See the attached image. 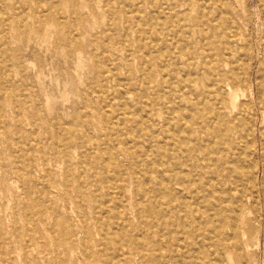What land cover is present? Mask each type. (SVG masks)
<instances>
[{
    "label": "rangeland",
    "instance_id": "1",
    "mask_svg": "<svg viewBox=\"0 0 264 264\" xmlns=\"http://www.w3.org/2000/svg\"><path fill=\"white\" fill-rule=\"evenodd\" d=\"M0 111V264H264V0H0Z\"/></svg>",
    "mask_w": 264,
    "mask_h": 264
},
{
    "label": "bare ground",
    "instance_id": "2",
    "mask_svg": "<svg viewBox=\"0 0 264 264\" xmlns=\"http://www.w3.org/2000/svg\"><path fill=\"white\" fill-rule=\"evenodd\" d=\"M170 1L172 2V0H170ZM201 2H202V1H201ZM134 3H135V2H134ZM160 3H161V2H160ZM205 4H207V3H205ZM221 6H222V5H221ZM137 7H138V5L136 6V8H137ZM154 7H156V6H154ZM159 7H160V6H159ZM163 7H164V6H163ZM211 7H212V6H211ZM136 8H135V9H136ZM178 8H179V6H178ZM127 10H128V9H127ZM124 11H125V10H124ZM158 11H159V10H158ZM4 12H5V10H4ZM164 12H165V11H164ZM171 12H172V11H171ZM128 13H129V12H128ZM157 13H158V12H157ZM173 13H174V12H173ZM219 13H220V12H219ZM228 13H229V12H228ZM3 15H4V14H3ZM127 15H128V14H127ZM130 16H131V15H130ZM134 16H135V15H134ZM134 16H133V17H134ZM156 16H158V14H157ZM5 17H6V16H5ZM24 17H25V16H24ZM127 17H128V16H127ZM230 17H231V16H230ZM230 17H229V18H230ZM140 18H141V17H140ZM156 19H157V18H156ZM231 19H232V18H231ZM139 20H140V19H139ZM174 20H175V19H174ZM231 21H233V20H231ZM146 22H147V21H146ZM148 22H149V21H148ZM157 23H158V22L154 23V25L157 24ZM162 23H163V22H162ZM230 23H231V22H230ZM212 24H213V23H212ZM229 25H230V24H229ZM155 27H156V26H155ZM237 27H238V26H237ZM182 28H184V27L182 26ZM150 29H151V28H150ZM172 29H173V28H172ZM237 29H238V28H237ZM233 30H234V29H233ZM235 30H236V29H235ZM126 32H127V31H126ZM234 33H236V31H234ZM231 34H232V33H231ZM231 34L229 33V35H231ZM221 35H222V33H221ZM146 36H148V35H146ZM167 36H168V35H167ZM224 36H225V35H224ZM232 36H233V35H232ZM236 37H237V36H236ZM176 38H177V37H176ZM244 39H245V38H244ZM227 40H228V39H227ZM146 41H147V40H146ZM180 41H181V40H180ZM181 42H183V41H181ZM174 43H175V42H174ZM152 44H153V43H152ZM183 44H185V43H183ZM183 44H181V45H183ZM150 45H151V44H150ZM173 45H174V44H173ZM175 45H176V44H175ZM246 46H247V45H246ZM237 52H238V51H237ZM174 55H175V54H174ZM151 57H152V56H151ZM151 57H150V58H151ZM224 58H225V57H224ZM166 59H168V58H166ZM166 59H165V60H166ZM146 63H147V61H146ZM177 65H178V64H177ZM230 66H231V65H230ZM147 69H148V67H147ZM163 70H164V69H163ZM1 71H2V70H1ZM167 71H168V70H167ZM114 72H115V71H114ZM115 73H116V72H115ZM173 73H174V72H173ZM234 73H235V72H234ZM105 74L107 75V73H105ZM105 74H104V76H105ZM108 75H109V74H108ZM116 75H117V74H116ZM200 75H201V74H200ZM175 79H176V77H175ZM233 79H234V78H233ZM147 81H148V79H147ZM111 82H112V81H111ZM126 83H127V82H126ZM227 86H228V85H227ZM120 87H121V86H120ZM228 87H229V86H228ZM261 87H262V86H261ZM120 89H121V88H120ZM228 89H229V88H228ZM228 89H227V90H228ZM121 90H122V89H121ZM122 91H123V90H122ZM182 91H183V90H182ZM129 93H130V92H129ZM211 95H212V94H211ZM211 95H210V96H211ZM131 96H132V95H131ZM131 96H130V97H131ZM236 96H237V95H236ZM61 97H62V96H61ZM260 98H261V97H260ZM236 100H237V99H236ZM156 101H157V100H156ZM203 101H204V100H202V102H203ZM2 102H3V101H2ZM192 102H193V101H192ZM177 106H178V105H177ZM241 106H242V105H241ZM183 108H185V107H183ZM212 108H213V107H212ZM234 108H235V107H234ZM188 110H189V109H188ZM188 110H187V111H188ZM241 110H242V107H241ZM95 111H96V110H95ZM108 111H109V110H108ZM108 111H107V112H108ZM163 111H164V110H163ZM189 111H190V110H189ZM242 111H243V110H242ZM249 111H250V110H249ZM0 112H2V111H0ZM192 112H193V111H192ZM189 113H190V112H189ZM209 113H210V112H209ZM190 114H191V113H190ZM217 114H218V113H217ZM176 116H177V114H176ZM179 117H180V116H179ZM174 119H175V118H174ZM149 120H150V119H149ZM172 120H173V119H172ZM173 121H174V120H173ZM185 121H186V120H185ZM182 122H183V121H182ZM190 122H191V121H190ZM172 123H173V122H172ZM180 123H181V122H180ZM184 123H185V122H184ZM184 123H183V125H184ZM245 123H246V122H245ZM169 124H171V121L169 122ZM173 124H174V123H173ZM185 124H186V123H185ZM213 124H214V123H213ZM220 124H221V123H220ZM110 126H111V125H110ZM210 126H211V125H209V127H210ZM119 127H120V125H119ZM211 127H212V126H211ZM221 127H222V126H221ZM182 128H183V127H182ZM193 128H194V127H193ZM193 128H192V129H193ZM248 128H249V127H248ZM109 129H110V128H109ZM189 129L191 130V127H189ZM190 132L192 133V131H190ZM237 132H238V130H237ZM246 132H247V131H246ZM109 133H110V132H109ZM109 133H108V134H109ZM138 133H139V132H138ZM153 133H154V132H153ZM155 133H156V132H155ZM238 133H239V132H238ZM108 134H107V135H108ZM140 134H141V133H140ZM157 134H158V132H157ZM218 135H219V137H220V136L222 135V132H219ZM142 136H143V135H142ZM155 136H156V135H155ZM192 136H193V135H192ZM199 136H201V135H199ZM113 137H115V136H113ZM159 137H160V136H159ZM222 137H224V135H223ZM238 137H239V136H238ZM154 138H155V137H154ZM199 138H200V137H199ZM188 139H189V138H188ZM177 140H178V139H177ZM177 140H176V141H177ZM190 140H191V139H190ZM190 140H189V141H190ZM202 141H203V139H202ZM198 142H199L198 145H199V146H202V142H201L200 140H198ZM126 143H127V142H126ZM188 143H189V142H188ZM114 146H115V145H114ZM126 146H128V145H126ZM178 146H179V145H178ZM209 148H210V147H209ZM207 149H208V148H207ZM210 150H211V149H210ZM125 151H126V154H128V155L130 154L129 150L126 149ZM207 151L209 152V149H208ZM196 154H197V153H196ZM114 155H115V154H110V153H109L108 156H114ZM184 155H185V154H184ZM155 156H156V155H155ZM209 156H211V155H209ZM26 160H27V159H26ZM144 162H145V161H144ZM167 162H168V161H167ZM195 162H196V161H195ZM199 162H200V161H199ZM206 162H207V161H206ZM213 162H214V161H213ZM213 162H212V163H213ZM110 163H112V162H110ZM183 163H184V162H183ZM190 163H191V162H190ZM212 163H211V164H212ZM196 164H197V163H196ZM145 165H146V164H145ZM145 165H144V166H145ZM215 165H216V164H215ZM171 166H172V164H171ZM171 166H169V167H171ZM190 166H191V165H190ZM190 166H189V167H190ZM213 166H214V165H213ZM213 166H212V168H213ZM199 167H200V165H199ZM185 168H186V167H185ZM214 169H216L215 166H214ZM171 170H172V168H171ZM184 171H186V169H185ZM208 171H209V170H208ZM188 172H190V171H188ZM234 172H235V171H234ZM154 173H155V172H154ZM171 173H172V172H171ZM185 173H186V172H185ZM197 173H198V172H197ZM207 173H209V172H207ZM106 174H107V173H106ZM190 174H192V173H190ZM193 174H194V173H193ZM115 175H116V174H115ZM148 175H149V174H148ZM170 177H171V176H170ZM209 178H210V177H209ZM138 179H139V178H138ZM203 179H204V178H203ZM173 180H174V179H173ZM188 180L190 181V179H188ZM186 184H187V183H186ZM166 185H167V184H166ZM79 189H80V188H79ZM114 191H115V190H114ZM116 191H117V190H116ZM112 192H113V191H112ZM148 192L151 193V190H149ZM127 194H128V193H127ZM112 196L114 197L113 194H112ZM230 197H231V196H230ZM230 197H229V199H230ZM111 198H112V197H111ZM221 199L223 200L222 197H221ZM226 199H227V198H226ZM229 199H228V200H229ZM240 199H241V198H240ZM240 199H239V200H240ZM232 200H233V199H232ZM196 201H197V200H196ZM225 201H226V200H225ZM240 201H241V200H240ZM240 201H239V202H240ZM117 202H118V201H117ZM222 202H223V201H222ZM240 203H241V202H240ZM196 204H198V203H196ZM221 204H223V203H221ZM27 206H28V205H27ZM117 206H118V205H117ZM196 206H197V205H196ZM224 206H225V205H224ZM242 206H243V205H242ZM195 208H196V207H195ZM202 209H203V207H202ZM224 209H225V208H224ZM224 209H223V211H226V210H224ZM243 209H244V207H243ZM243 209H242V210H243ZM137 210H138V209H137ZM237 210H238V209H237ZM234 211H236V210H233V212H231V213H235ZM238 212H239V211H238ZM225 215H226V213H225ZM95 217H97V216H95ZM136 217H137V216H136ZM209 217H210V216H209ZM225 217H226V216H225ZM120 219H121V218H120ZM122 219H123V218H122ZM217 219H218V218H217ZM241 219H242V218H241ZM101 220H102V219H101ZM218 220H219V219H218ZM220 220H221V219H220ZM235 220H236V218H235ZM95 221H96V220H95ZM100 222H101V221H100ZM100 222H99V224H100ZM137 222H138V221H137ZM233 222H234V221H233ZM195 223H196V222H195ZM220 223H221V222H220ZM225 223H226V222H225ZM237 223H238V222H237ZM120 224H121V223H119V225H120ZM196 224H197V223H196ZM223 224H224V223H223ZM217 225H219V224H217ZM217 225H216V226H217ZM143 226H144V225H143ZM26 227H28V226H26ZM197 227H198V226H197ZM217 227H218V226H217ZM141 228H142V227H141ZM234 228H235V227H234ZM33 229H34V228H33ZM128 229H129V228H128ZM142 229H143V228H142ZM155 230H156V229H155ZM189 230H190V229H189ZM224 230H225V229H224ZM156 231H157V230H156ZM187 231H188V230H187ZM97 232H98V231H97ZM163 232H164V231H163ZM98 233H99V232H98ZM111 233H112V232H111ZM224 233H225V232H224ZM224 233H222V234H224ZM144 235H145V234H144ZM203 235H204V232H203ZM203 235H202V236H203ZM225 235H226V234H225ZM238 235H239V234H238ZM213 236H214V235H213ZM213 236H212V237H213ZM209 237H211V236H209ZM223 237H224V236H223ZM197 238H198V237H197ZM145 239H146V238H145ZM160 239H161V238H160ZM214 239H215V238H213L212 241H213ZM242 239H244V238H242ZM144 241H145V240H144ZM196 241H197V240H196ZM27 242H28V241H27ZM161 242H163V241H161ZM228 242H229V241H228ZM249 242H250V241H249ZM181 243H183V240H182ZM237 243H238V242H237ZM27 245H28V244H27ZM238 245H239V244H238ZM240 246H241V245H240ZM240 246H239V247H240ZM134 247H135V249H136L137 251H138V250L140 251V248L143 247V243H136V244H134ZM253 247H254V246H253ZM202 248H203V247H202ZM1 249H2V248H1ZM176 249H177V248H176ZM199 249H200V248H199ZM220 249H221V248H220ZM89 250H90V248H89ZM3 251H4V250H3ZM3 251H2V252H3ZM28 251H29V250H28ZM199 251H200V250H199ZM203 251H204V250H203ZM232 251H233V250H232ZM90 252H91V251H90ZM220 253H221V252H220ZM17 254H18V253H17ZM116 254H117V253H116ZM118 254H119V253H118ZM193 254H194V253H193ZM195 254H196V253H195ZM197 254H198V253H197ZM212 254H213V252H212ZM214 254H215V253H214ZM214 254H213V255H214ZM213 255H212V257H213ZM107 256H108V255H107ZM226 256H227V255H226ZM24 257H25V256H24ZM27 257H28V256H27ZM103 257H104V256H103ZM202 257H203V256H202ZM230 257H231V255H230ZM3 258H4V257H3ZM140 258H141V256H140ZM219 258H220V257H219ZM231 258H232V257H231ZM231 258H230V259H231ZM86 259H87V258H86ZM104 259H105V258H104ZM197 259H198V258H197ZM207 259H208V258H207ZM207 259H206V260H207ZM182 260H183V259H182ZM201 260H202V259H201ZM203 260H205V259H203ZM226 260H227V258H226ZM112 261H113V259H112ZM117 261H118V260H117ZM183 261H184V260H183ZM197 262H199V261H197ZM197 262H196V263H197ZM214 262H215V260H214ZM223 262H224V261H223ZM219 263H220V260H219ZM3 264H4V262H3ZM168 264H169V263H168ZM201 264H202V263H201ZM214 264H215V263H214ZM221 264H222V263H221Z\"/></svg>",
    "mask_w": 264,
    "mask_h": 264
}]
</instances>
